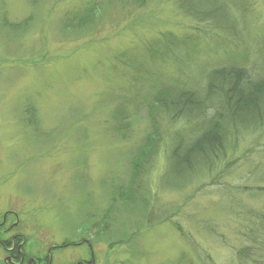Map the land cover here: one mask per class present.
<instances>
[{"label": "rangeland", "instance_id": "rangeland-1", "mask_svg": "<svg viewBox=\"0 0 264 264\" xmlns=\"http://www.w3.org/2000/svg\"><path fill=\"white\" fill-rule=\"evenodd\" d=\"M227 2L236 30L215 34L178 0H0L3 213L44 250L83 241L52 264H264V128L207 177L165 168L171 133L197 121L158 91L201 89L230 55L264 69V0Z\"/></svg>", "mask_w": 264, "mask_h": 264}, {"label": "trees", "instance_id": "trees-1", "mask_svg": "<svg viewBox=\"0 0 264 264\" xmlns=\"http://www.w3.org/2000/svg\"><path fill=\"white\" fill-rule=\"evenodd\" d=\"M177 4L190 20L215 34L236 30L227 0H178ZM179 48L180 43L166 40L161 50L178 68L183 63ZM229 57L225 64L207 69L201 89L172 85L158 91L156 101L174 120L184 125L197 121L195 130L188 133L174 129L165 146L166 173L172 171L184 182L214 173L242 138L264 128V69L251 75L243 61Z\"/></svg>", "mask_w": 264, "mask_h": 264}, {"label": "flooded vegetation", "instance_id": "flooded-vegetation-1", "mask_svg": "<svg viewBox=\"0 0 264 264\" xmlns=\"http://www.w3.org/2000/svg\"><path fill=\"white\" fill-rule=\"evenodd\" d=\"M11 217L15 218L14 222L11 221ZM19 225L18 215L12 211L3 213V159L0 158V264H52L53 253L69 247L67 243H63L51 245L44 250L37 238H28ZM88 246L90 247L89 244ZM90 263L94 264L93 259L91 262L87 260L81 262Z\"/></svg>", "mask_w": 264, "mask_h": 264}]
</instances>
